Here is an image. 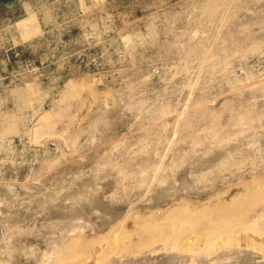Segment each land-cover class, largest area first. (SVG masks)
<instances>
[{
	"label": "rangeland",
	"instance_id": "rangeland-1",
	"mask_svg": "<svg viewBox=\"0 0 264 264\" xmlns=\"http://www.w3.org/2000/svg\"><path fill=\"white\" fill-rule=\"evenodd\" d=\"M0 264H264V0H0Z\"/></svg>",
	"mask_w": 264,
	"mask_h": 264
}]
</instances>
